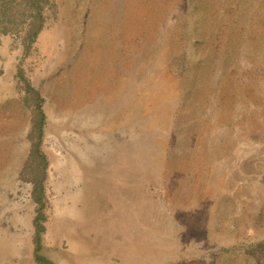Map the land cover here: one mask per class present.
I'll return each mask as SVG.
<instances>
[{
  "label": "rangeland",
  "instance_id": "rangeland-1",
  "mask_svg": "<svg viewBox=\"0 0 264 264\" xmlns=\"http://www.w3.org/2000/svg\"><path fill=\"white\" fill-rule=\"evenodd\" d=\"M55 2L0 34V264H36L19 65L55 264H264V0Z\"/></svg>",
  "mask_w": 264,
  "mask_h": 264
},
{
  "label": "trees",
  "instance_id": "trees-1",
  "mask_svg": "<svg viewBox=\"0 0 264 264\" xmlns=\"http://www.w3.org/2000/svg\"><path fill=\"white\" fill-rule=\"evenodd\" d=\"M55 0H0V34L12 35L23 48L22 59L30 55L35 49V43L49 18L48 10H55ZM18 88L25 96L23 101L31 107L30 129L27 139L30 148L25 162V169L29 170L32 184L31 197L36 203V214L33 219V258L36 264H55L42 252V235L45 231L46 221V168L48 160L41 149L46 123V114L43 109V96L32 86L25 77L21 65L18 66Z\"/></svg>",
  "mask_w": 264,
  "mask_h": 264
}]
</instances>
